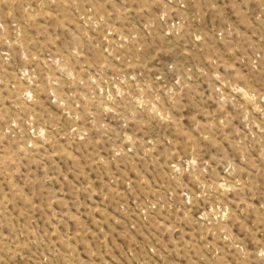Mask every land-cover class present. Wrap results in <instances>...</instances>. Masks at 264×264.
Here are the masks:
<instances>
[{"label":"rangeland","instance_id":"rangeland-1","mask_svg":"<svg viewBox=\"0 0 264 264\" xmlns=\"http://www.w3.org/2000/svg\"><path fill=\"white\" fill-rule=\"evenodd\" d=\"M0 264H264V0H0Z\"/></svg>","mask_w":264,"mask_h":264}]
</instances>
